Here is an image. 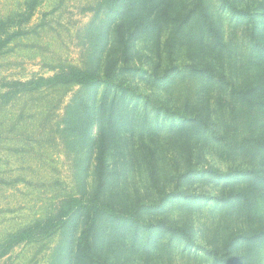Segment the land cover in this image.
Returning a JSON list of instances; mask_svg holds the SVG:
<instances>
[{"label":"rangeland","instance_id":"rangeland-1","mask_svg":"<svg viewBox=\"0 0 264 264\" xmlns=\"http://www.w3.org/2000/svg\"><path fill=\"white\" fill-rule=\"evenodd\" d=\"M29 1L0 0V264H264V0H40L18 24Z\"/></svg>","mask_w":264,"mask_h":264},{"label":"trees","instance_id":"trees-1","mask_svg":"<svg viewBox=\"0 0 264 264\" xmlns=\"http://www.w3.org/2000/svg\"><path fill=\"white\" fill-rule=\"evenodd\" d=\"M40 2V0H30L29 2H27L26 4V9H25V12L23 14H21L20 16H18V24H24L26 22H28L31 18H32V15L35 11V9L37 8L38 6V3ZM13 21H16V19L14 20H10V22H2L0 24V27L3 28V27H6L8 23H14ZM8 41H9V38L5 39V40H2L0 39V54L2 52V50L8 45ZM201 70H208V71H211L212 70V67L211 66H206L205 68L201 69ZM70 74H73L75 76V82L76 83H79V84H84V85H96L100 82V77L96 74H92V73H88V72H83V71H80V70H77V69H74V68H71L69 70ZM80 209L78 210V212L80 213ZM101 215H102V208H98L96 207L92 213H89L87 214V218H86V230H84V233H83V242H84V245H83V254L82 256L85 258V259H89L88 261L92 260V245H91V239H92V236L95 232V229H96V226H97V222L98 220L101 218ZM18 240H16L15 243H18L17 242ZM0 250H1V247H0ZM4 255V253L0 254V258Z\"/></svg>","mask_w":264,"mask_h":264}]
</instances>
